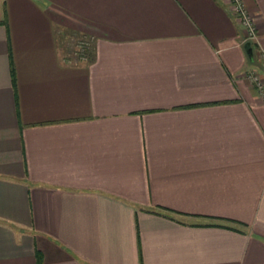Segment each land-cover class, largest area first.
Wrapping results in <instances>:
<instances>
[{
  "label": "crops",
  "instance_id": "1",
  "mask_svg": "<svg viewBox=\"0 0 264 264\" xmlns=\"http://www.w3.org/2000/svg\"><path fill=\"white\" fill-rule=\"evenodd\" d=\"M238 1L251 42L227 0H0V264H264Z\"/></svg>",
  "mask_w": 264,
  "mask_h": 264
},
{
  "label": "built area",
  "instance_id": "2",
  "mask_svg": "<svg viewBox=\"0 0 264 264\" xmlns=\"http://www.w3.org/2000/svg\"><path fill=\"white\" fill-rule=\"evenodd\" d=\"M228 4L230 6V13L233 16V20L236 24V26L242 31L243 33V41L244 42H251L255 39V33L252 26V23L250 19L248 18L247 14L245 13L243 7L239 3L238 0H227ZM72 44H70L69 49L73 50L71 51L74 55V59H77L78 61H86L88 51L90 48V42L87 39H74L70 41ZM258 59L260 61L261 66L264 69V50L258 51ZM249 80L254 82L257 86V89L260 90V84L258 82L257 75L252 72V74L249 76Z\"/></svg>",
  "mask_w": 264,
  "mask_h": 264
},
{
  "label": "rangeland",
  "instance_id": "3",
  "mask_svg": "<svg viewBox=\"0 0 264 264\" xmlns=\"http://www.w3.org/2000/svg\"><path fill=\"white\" fill-rule=\"evenodd\" d=\"M72 40H74V39H72ZM70 42V41H69ZM70 44H72L71 42H70ZM70 47V46H69ZM72 49H69L70 51H72L74 48H73V45H72V47H71Z\"/></svg>",
  "mask_w": 264,
  "mask_h": 264
},
{
  "label": "water",
  "instance_id": "4",
  "mask_svg": "<svg viewBox=\"0 0 264 264\" xmlns=\"http://www.w3.org/2000/svg\"><path fill=\"white\" fill-rule=\"evenodd\" d=\"M248 46V45H247ZM247 53L249 54L250 53V49H249V47L247 48Z\"/></svg>",
  "mask_w": 264,
  "mask_h": 264
}]
</instances>
